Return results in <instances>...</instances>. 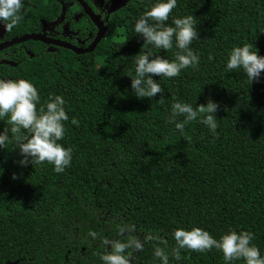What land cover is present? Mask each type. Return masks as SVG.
Returning <instances> with one entry per match:
<instances>
[{
  "label": "trees",
  "instance_id": "trees-1",
  "mask_svg": "<svg viewBox=\"0 0 264 264\" xmlns=\"http://www.w3.org/2000/svg\"><path fill=\"white\" fill-rule=\"evenodd\" d=\"M72 1L22 0L23 18L0 33V43L41 32L44 20L61 23V9ZM158 2L129 0L104 14L106 36L89 53L36 40L0 51V79L32 83L38 108L49 97H63L69 119L59 143L72 150L62 173L48 163L21 166L8 117L0 118V132L9 129L6 148L0 147V264H103L101 255L111 250L105 241L113 240L142 243V250L124 253L129 264H161L154 257L157 242L147 237L158 236L159 247L171 253L174 231L194 227L216 239L251 232L264 257V73L250 85L242 69L226 71L235 47L252 44L264 56V0H177L166 25L194 16L200 39L190 47L199 65L175 78L153 77L164 89L163 102L159 94L139 99L131 89L137 55L175 59V42L159 49L134 31ZM67 18L84 32L82 39L92 33L86 46L96 26L87 16L76 24ZM209 99L219 104L215 132L196 120L182 136L169 122L173 103ZM169 264L225 261L216 249L185 250L180 260L170 254Z\"/></svg>",
  "mask_w": 264,
  "mask_h": 264
},
{
  "label": "clouds",
  "instance_id": "clouds-1",
  "mask_svg": "<svg viewBox=\"0 0 264 264\" xmlns=\"http://www.w3.org/2000/svg\"><path fill=\"white\" fill-rule=\"evenodd\" d=\"M177 6V0H161L147 10L135 23L134 31L143 37L144 42L156 48L170 50L174 46L177 49L175 59L169 61L161 56H153L151 52L137 55L135 60V77L131 78L133 94L139 98L152 100L157 94L159 102H163L164 89L153 79L178 77L183 69L198 67L199 56L191 49L194 40L200 39L197 24L193 15L173 19L174 26H167L166 22ZM22 0H0V21L4 23L6 31L11 32L23 18ZM252 44H244L235 47L230 53L226 63V71L242 69L246 74L249 84L260 79L264 73V56L258 54V49L253 51ZM211 55L209 59H213ZM40 95L37 88L27 80H3L0 79V118L8 117L10 131L16 142L22 159L21 166L31 164L42 165L48 163L54 166V171L62 173L70 166L72 150L65 148L59 141L64 139V122L69 119L64 105L65 100L61 96L49 97L43 107L40 104ZM219 104L208 100L207 104L193 106L188 103L175 102L172 104L169 122L175 124L176 130L184 135V129L192 121L199 120L209 130L217 129L215 113ZM177 117H183L177 122ZM76 123L75 119L72 121ZM191 138H187L190 142ZM9 141V129L4 128L0 132V147L6 148ZM89 235L96 238L95 232ZM175 247L171 253L159 247L158 236L147 237L155 240L154 257L161 264H169V255L176 260L181 259L182 251L208 252L213 249L222 253L225 264H231L236 260H243L244 264H264V257L260 250L251 242L254 234L248 231H230L219 239L214 238L208 231L194 227L191 230L178 228L173 233ZM110 251L101 255L103 264H129V258L124 255L126 250L134 246L142 250L139 240L105 241ZM166 243V241H164Z\"/></svg>",
  "mask_w": 264,
  "mask_h": 264
},
{
  "label": "flooded vegetation",
  "instance_id": "flooded-vegetation-1",
  "mask_svg": "<svg viewBox=\"0 0 264 264\" xmlns=\"http://www.w3.org/2000/svg\"><path fill=\"white\" fill-rule=\"evenodd\" d=\"M90 1L94 4V6H91L85 0V2H87V4L93 9V11L96 14L101 15V18H102L104 24L106 25V22L108 21V17H105V19H104L103 16H104V14H106L110 11L111 0H90ZM96 3H99V7L97 6L98 9H95ZM70 4H71V8H69L70 7L69 3H65L61 9V13L57 18V20L58 21L60 20L61 23L57 24L56 20H55V22H54V20H52V21L44 20L43 26L41 28V32H45L48 37L54 38L56 40L66 41V42H69L75 46H78L80 43L81 45H84V46H78V47H87L96 37L97 32H98V28L92 22L96 26L97 30H96L95 35L88 42V44L85 46L86 39H88V37H91L92 33L89 34L88 37H85V39H82L81 36L84 35V32H82L79 29L73 28L71 21L67 18V15L69 14L72 17L75 24L80 22L83 18H85V16H87L89 19H90V17L88 14L85 13L83 6L80 3H78L77 0L72 1ZM61 5H62V1H61ZM124 7H122V8H124ZM122 8H120V9H122ZM120 9H118V10H120ZM55 23H56V25H55ZM47 45H49V44H47ZM56 47H60V46L50 45L51 49L55 50Z\"/></svg>",
  "mask_w": 264,
  "mask_h": 264
},
{
  "label": "water",
  "instance_id": "water-1",
  "mask_svg": "<svg viewBox=\"0 0 264 264\" xmlns=\"http://www.w3.org/2000/svg\"><path fill=\"white\" fill-rule=\"evenodd\" d=\"M77 1L83 6L85 13L89 15L92 22L98 28L97 35L94 38V40L89 44V46L78 47L66 41H61V40H56L54 38H50L46 35L45 32H33V33H27V34L15 37L11 40L3 41L2 43H0V51L8 47H11L15 44L25 42L27 40H36V41H41L45 44L64 47V48L73 50L77 54H85V53L94 51V49L99 44V42L106 36L107 26L104 24L101 18V15L96 14L93 11V9L87 4V2H85V0H77ZM128 2L129 0H111L110 11H113V12L117 11L118 9L124 7ZM4 32H5L4 23L0 21V33L3 34ZM9 63H11L12 65H15V63L13 62H9Z\"/></svg>",
  "mask_w": 264,
  "mask_h": 264
}]
</instances>
